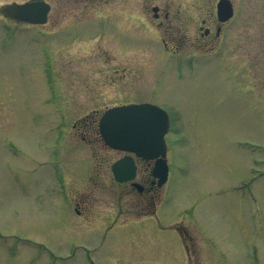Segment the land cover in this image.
Instances as JSON below:
<instances>
[{
	"label": "rangeland",
	"instance_id": "374dc122",
	"mask_svg": "<svg viewBox=\"0 0 264 264\" xmlns=\"http://www.w3.org/2000/svg\"><path fill=\"white\" fill-rule=\"evenodd\" d=\"M24 1L0 0V264H82L84 250L95 264H131L107 252L139 244L160 255L164 245L172 262L181 254L174 227L202 238V264H264V0H232L215 50L173 54L162 31L103 25L102 4L81 13L73 0L74 12L56 22L50 12L40 25L4 12ZM164 1L171 11L213 4ZM112 58L130 72L116 89L103 84ZM142 101L162 105L171 123L168 181L150 185L138 161L133 180L149 187L139 193L113 179L122 153L103 143L97 119L109 105ZM132 232L145 233L135 242Z\"/></svg>",
	"mask_w": 264,
	"mask_h": 264
},
{
	"label": "flooded vegetation",
	"instance_id": "af4514ba",
	"mask_svg": "<svg viewBox=\"0 0 264 264\" xmlns=\"http://www.w3.org/2000/svg\"><path fill=\"white\" fill-rule=\"evenodd\" d=\"M79 1L81 3H76V9L81 11V13L87 12L90 8L102 4L100 8H106L104 11V15L99 17L103 25L109 23L113 24L114 26L119 25L121 22L120 20H122L125 23L139 24L141 27L150 29L153 32L155 30L158 31L157 33H160L162 31L164 35H166L164 37H160L162 38L163 47L166 52L170 54H173L179 49L182 50L184 48H188L191 50H197V48H199L200 50H204L206 48L215 50V48H217L219 45V40L221 34L223 33V28L229 22V20L224 22L219 20L216 11V4L218 0H213V4H208L207 7H205L204 5H191L193 6L191 7V10H188V8L190 7H183L182 5L177 4L175 6V9H173L172 11L170 4L168 2H165L164 0H76V2ZM210 1L212 2V0ZM112 2L118 3L117 7L115 4L113 5L114 10H111L112 6H108ZM72 3L73 0H52V2L49 4V13L54 11L53 15L56 18L55 22L56 20L60 21L62 18L66 17L68 13L74 12L73 7L71 6ZM104 4H106V6H104ZM108 9L111 11V14L106 13L108 12ZM173 21H177L178 23L181 22L182 24L187 26L182 30V27L172 29L170 28V25ZM67 22L68 21H65L64 23ZM73 24L79 23L75 22ZM110 29L112 28L103 27V34ZM186 29H189L190 31H186ZM174 33H178L176 37L173 35ZM113 62L114 59L111 62L112 64H108L107 60L105 59L103 61V63L109 66L106 68V70H110V72L105 74V76L103 77V84L107 83L108 85H110L109 88L116 89L119 81L122 78L126 77V75L130 72L127 73L125 71L126 67L117 68L119 66H116V64H114ZM138 161L145 165L144 171L149 170V174L153 167L152 160H143L140 158H136L137 164ZM153 180L154 179L150 175L149 184L152 186H154L155 184ZM141 185L142 188L140 191H138L139 193L149 190V187L146 188L142 183ZM72 200L73 204L76 205V212L80 213L81 211L77 207L80 206L79 202L74 197H72ZM151 204L154 205L153 200L151 201ZM142 215L150 217V215H147L145 213H142L141 216ZM174 230L176 231V234L178 236V241L181 248L179 259H175L174 261L170 262L168 260V254L164 250L166 248L164 247V245L160 247V251L162 253V255H160L159 251H153L152 248L154 244H152V247L144 244H139L133 245L132 247L131 245L126 246L123 250L115 248L108 251L107 253L111 255V257H109V262L113 263L114 260L116 261L118 259L123 260L126 263L131 262V264H202L203 262L200 259L202 249L204 250V246L202 245V238H199V235L197 237L196 235L190 234L189 232H186V230L179 227H174ZM143 233L145 232H132L131 236L134 237L135 242H138L140 238L137 240L136 234H140V236H142ZM149 233L152 236L153 234H155V232ZM157 234L158 232H156V238ZM125 237H129V235H125ZM158 237L161 238L160 236ZM161 240L164 241L162 238ZM75 253L76 250L72 251L69 255L74 256ZM82 262L84 264H95V261L91 256L89 250H84V252L82 253Z\"/></svg>",
	"mask_w": 264,
	"mask_h": 264
},
{
	"label": "water",
	"instance_id": "95a60500",
	"mask_svg": "<svg viewBox=\"0 0 264 264\" xmlns=\"http://www.w3.org/2000/svg\"><path fill=\"white\" fill-rule=\"evenodd\" d=\"M5 10L18 19L42 23L46 20L48 5L40 3H24L9 5ZM217 13L220 20L232 15L229 0H219ZM100 133L105 142L117 149L134 152L144 158H156L153 175L158 183L167 177V165L164 160V134L168 129V117L160 107L149 104H130L106 110L99 120ZM160 155V156H159ZM135 166L129 156L117 161L112 171L116 180L124 181L134 175Z\"/></svg>",
	"mask_w": 264,
	"mask_h": 264
}]
</instances>
